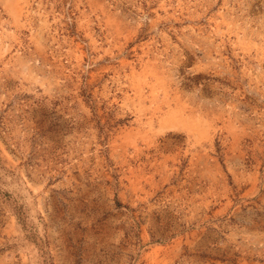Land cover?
Listing matches in <instances>:
<instances>
[{
	"label": "rangeland",
	"instance_id": "rangeland-1",
	"mask_svg": "<svg viewBox=\"0 0 264 264\" xmlns=\"http://www.w3.org/2000/svg\"><path fill=\"white\" fill-rule=\"evenodd\" d=\"M0 264H264V0H0Z\"/></svg>",
	"mask_w": 264,
	"mask_h": 264
}]
</instances>
